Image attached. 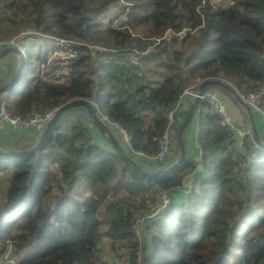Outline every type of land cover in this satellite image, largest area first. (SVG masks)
I'll return each mask as SVG.
<instances>
[{"label": "trees", "instance_id": "obj_1", "mask_svg": "<svg viewBox=\"0 0 264 264\" xmlns=\"http://www.w3.org/2000/svg\"><path fill=\"white\" fill-rule=\"evenodd\" d=\"M128 5V28L103 25L105 15L112 20ZM19 35L20 43L36 39L29 46L33 77L21 93L8 95L11 112L94 100L148 154L156 153L153 137L164 131L186 88L218 78L252 90L264 80V0H0V39ZM47 38L75 42L68 84L37 74L36 60H47L51 50L41 49ZM134 57L142 65L123 64ZM149 64L163 68L159 86H150ZM2 65L0 87L6 83ZM201 107L205 169L189 192L174 189L196 168L190 156L170 174L143 175L94 142L78 122L67 130L59 126L26 157L0 152V173L9 175L0 206V262L9 252L18 264H108L100 259L105 235L113 247L123 242L127 248L128 260L116 264H264V147L252 130L239 145L206 101ZM185 114L174 133L178 158L177 130ZM158 187L173 198L144 222L151 235L138 236L133 221Z\"/></svg>", "mask_w": 264, "mask_h": 264}, {"label": "built area", "instance_id": "obj_2", "mask_svg": "<svg viewBox=\"0 0 264 264\" xmlns=\"http://www.w3.org/2000/svg\"><path fill=\"white\" fill-rule=\"evenodd\" d=\"M130 6L128 5L125 10L119 12L112 20L108 15L102 18L103 25L113 28V29H125L128 28L129 12ZM28 32H23L26 34ZM159 40V39H158ZM75 42L69 39H59L55 40L51 44V50L49 52V57L47 60H40L39 64L41 67L40 77L48 82L56 84H68L69 75L72 70L73 58L77 55V51L73 46ZM5 47H18L24 53L25 58V70L27 68V56L24 52L25 49H29L26 44L19 45L18 36L13 37L9 40L0 39V50ZM64 53L65 56L58 57V53ZM59 63V64H58ZM130 63H135L142 65L138 59L135 57L132 61L123 60V64L128 66ZM57 68L59 70H57ZM142 75V71L140 72ZM202 82L194 84L191 87L186 88L179 97L175 107L171 109L168 114V123L164 131L160 135L153 137V140L157 143V151L154 153L153 158L157 162H165L168 154L170 152L174 135L172 134L175 114L181 108V102L186 97H195L198 95L199 86ZM229 83V82H228ZM231 84V83H230ZM232 85V84H231ZM234 86V85H233ZM209 86L201 95L202 101H206L209 105V111L218 115L221 119L222 124L229 126L230 132L234 134L244 135L239 125L234 119V116L229 112L226 104L220 96L219 90L211 88ZM235 87V86H234ZM237 92L240 94L241 98L250 106V109H256L264 114V80L257 84V86L252 90L238 89L235 87ZM99 116L102 121L107 123L110 127L119 129L122 132L125 143L133 149L134 135L126 128V126L120 120L114 119L106 113H103L98 105ZM61 106H53L47 109H35L26 114L13 113L9 110L7 106L6 97L0 99V130L3 129L4 123L10 124L14 129L21 128H31L34 132H39L40 134L45 129L48 122L55 116L58 109ZM243 144V139L239 140V145ZM143 154V152H140ZM57 166V165H56ZM58 167V166H57ZM59 171L58 169H55ZM172 200L171 191L164 188L158 187L155 189L146 199L145 205L147 210L140 212L136 215L133 221V231L138 236L143 233L146 234V228H144V222L163 211L169 206ZM141 252V248L139 251ZM0 264H18L17 260L8 255L0 262Z\"/></svg>", "mask_w": 264, "mask_h": 264}, {"label": "crops", "instance_id": "obj_3", "mask_svg": "<svg viewBox=\"0 0 264 264\" xmlns=\"http://www.w3.org/2000/svg\"><path fill=\"white\" fill-rule=\"evenodd\" d=\"M47 48L48 49L51 48V45H49V47ZM47 48L43 46V44L41 45L42 50H45ZM38 60H42V59H38ZM17 63L15 64L14 69L10 68L9 65L6 67L2 65V71H3V76L5 77V82H7L12 77L14 73L13 70L14 71L16 70ZM153 63L154 62L151 61L152 65H154ZM151 64L145 65V70L147 71L149 79H150V86L156 87L161 84V81L164 79V76H161V74L158 71L159 65H157V67L153 69L146 67V66H152ZM27 67H28V63H27ZM225 81L231 83L232 85L240 89L234 83L228 80H225ZM211 88H215L219 90L222 100L224 101L229 112L234 116L235 121L237 122L240 129L244 133V135L234 134L236 138L238 139V143H239V140L241 139L244 140V137L247 134L251 133L252 118H253V121L256 127L258 128L261 134L262 139H264V114H262L260 111L256 109L251 108V112H252V115H251L247 111V109L243 105H241L230 93H228L227 91H225L224 89L218 86H212ZM2 97H7V94H4ZM193 100H194L193 97H186L181 102V108L176 112V115H175V120H174V125H173V130H172L173 135L175 133L176 121L180 120L179 118L181 117V114L183 112H187ZM91 101L94 102V100H91ZM201 108L202 107L200 106V108L197 110L193 118V121L191 122V124L188 126V128L185 131V137H184L188 156H190L191 159H194V161H196V166H197V159L199 158L202 162V156H203V149L201 146L202 139H201L200 129H199ZM152 115L153 113L151 114V116ZM151 116L146 117V119L148 120L146 123L147 128L151 126ZM69 119H71V122L82 123L85 127H88L90 130V135L92 136L94 142L99 144L101 147L107 149L108 151L114 152L113 146L111 145L107 136L104 135L98 127H96V125L93 123L86 109L81 107L78 110L70 111L68 114V117L66 116L60 123L59 125L60 129L62 130L68 129ZM66 122H67L66 126L63 127ZM110 128L112 129L116 137L120 139V142L123 145L125 151L147 169L153 170V169H157L160 167H166V166H169L170 164H173L174 162L178 160L177 149L174 145V139H173L172 146H171V149H170V152L168 154L166 161L157 162L153 158L154 154L145 153L144 151H142L141 148L136 149L134 147L135 137H134L133 149H132L125 143L122 132L119 129H116L113 127H110ZM39 137H40V133L34 132L31 128L14 129L8 123H4L3 129L0 130V143L5 148H8V149L9 148H19L20 149L21 145L26 144V143L29 144L33 141L36 142L38 141ZM144 141L145 139L139 141V144L144 143ZM140 152H143V154H141ZM58 168L59 167L55 166V169H58ZM204 169H205V165H204L203 170L197 173L196 178L199 177L202 174V172H204ZM195 180H194V183H195Z\"/></svg>", "mask_w": 264, "mask_h": 264}, {"label": "water", "instance_id": "obj_4", "mask_svg": "<svg viewBox=\"0 0 264 264\" xmlns=\"http://www.w3.org/2000/svg\"><path fill=\"white\" fill-rule=\"evenodd\" d=\"M8 54H14L18 57V65L12 77L4 85L0 87V99L2 98L4 94H7V97H8V95H10L12 91L18 90L17 87L21 85L22 78L25 77V74H24L25 58H24L23 51L18 47H5L0 50V60H2ZM209 86H218L224 89L225 91H227L228 93H230L252 115L250 106L241 98L240 94L237 92V90L235 89L233 85L226 82L225 80L218 79V78H210V79H206L205 81H202V83L199 86L198 95L194 97L193 102L191 103L189 109L187 110L177 130V140H178L179 149H180L179 158L175 163H173L172 165L166 166V167H160L157 169L150 170L142 166L136 159H134L131 155H129L125 151L123 145L121 144L120 139L116 137V135L114 134L110 126L101 120L98 114L99 110L95 105V101L93 102L85 98L73 99L63 104L58 109L55 116L48 122L45 129L40 134L38 141H36L35 145H33L32 147L28 149L9 148L7 150H4L0 146V152L6 155H9V156L15 157V158L26 157L36 152L41 147V145L44 143V141L59 127L62 120L69 114L70 111H72L75 108L82 107L87 110L90 118L92 119L96 127H98L101 130V132L107 136L108 140L113 146L114 152L118 154L119 156H121L125 161H127L135 170L147 176L167 175L177 170L178 168H180L185 162V160L187 159L188 153H187V148H186L185 139H184V132L186 131L188 126L193 121V118L197 110L201 106V101H202L201 95L206 90V88ZM251 123H252L251 129H252L253 140L258 145L264 147V140L262 139L261 134L253 121V118H252ZM203 168H204V165L201 162V160L198 158L196 168L193 170V172L190 175L184 178L182 185L175 188L174 190H182L184 192L191 191L193 188L194 180L196 178L197 173L202 171ZM172 196L173 194L171 192V197Z\"/></svg>", "mask_w": 264, "mask_h": 264}, {"label": "rangeland", "instance_id": "obj_5", "mask_svg": "<svg viewBox=\"0 0 264 264\" xmlns=\"http://www.w3.org/2000/svg\"><path fill=\"white\" fill-rule=\"evenodd\" d=\"M221 1L222 0H213L214 3H218V2H221ZM20 36L21 35L18 36V39H19ZM35 40H36L35 38H31V39L23 40L21 43L22 44H26L28 46H31L34 43H36ZM18 41H19V45L21 46L20 40H18ZM53 42H54V40L47 38V39L44 40L45 44L43 43V46H45L47 48ZM38 48H39V43L36 44L32 48V51L34 53L38 52ZM24 52H25V54L27 56L28 67L24 71L25 77L22 78L21 85L19 87H17V89L19 90V93H21L24 90V86H25L24 83L26 81L30 80L33 77V74L29 72L30 71L29 70L30 51H29V49H25ZM57 56L58 57L65 56V54L60 52V53L57 54ZM0 61H1L0 63L4 64V67H6V66H8L11 63L16 64L18 62V57H16L14 54H8ZM39 62H40V60H36V62H35L36 63V71H37L38 75H40V73H41V67H40ZM17 65H18V63H17ZM57 70H59V69L57 68ZM162 70H163V68L161 66H159L158 67V71H162ZM239 88L242 89L243 87H239ZM105 100L106 99H104L103 101H105ZM70 123H72L71 119H69L68 127L70 126ZM66 124H67V122L64 124L63 127H65ZM8 178H9V175L7 173H0V206L3 203V200L5 199L6 190H7V184H8ZM54 191H56V189H54ZM48 203H50V204L54 203L53 197L49 198ZM135 204H137V203H135ZM135 204H133V206ZM136 212H135V214H136ZM150 235H151V231L146 229V236H150ZM100 248H101V255H100L101 261H107L108 264H116L117 262L118 263L119 262H123V260L126 262L128 260L127 259V255L124 254V253L127 252V248H125V244L123 242H117L116 245L113 247L112 240L108 236L104 235L103 238H102V241L100 243Z\"/></svg>", "mask_w": 264, "mask_h": 264}, {"label": "bare ground", "instance_id": "obj_6", "mask_svg": "<svg viewBox=\"0 0 264 264\" xmlns=\"http://www.w3.org/2000/svg\"><path fill=\"white\" fill-rule=\"evenodd\" d=\"M18 159V158H17Z\"/></svg>", "mask_w": 264, "mask_h": 264}]
</instances>
